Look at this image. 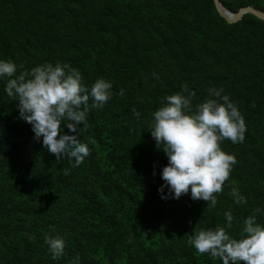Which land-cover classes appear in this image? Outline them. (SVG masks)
<instances>
[{
  "label": "trees",
  "instance_id": "obj_1",
  "mask_svg": "<svg viewBox=\"0 0 264 264\" xmlns=\"http://www.w3.org/2000/svg\"><path fill=\"white\" fill-rule=\"evenodd\" d=\"M72 1L55 0L57 11ZM113 1L123 4V15L141 31L155 32L162 22L161 0ZM8 5L0 0V11ZM251 6L264 12L259 5ZM166 13L169 30L174 31L171 21L177 15L172 7ZM1 16L0 12V60L14 62L17 75L20 65L30 71L45 63H67L80 71L89 89L99 78L109 81L112 89L103 108H92L89 98L87 131L80 140L88 144L90 154L73 167L74 159L62 155L56 160L43 148L42 138L34 140L32 126L19 119L18 101L5 92L9 78L0 77V264H222L220 258L188 245L189 236L200 229L226 226L229 211L233 227L228 231L237 239L250 215L264 226V172L252 193L251 179L235 180L246 199L239 209L205 214L203 200H192L190 190L179 199L162 198L158 189L165 183L161 174L168 158L157 149L150 130L154 112L168 95L159 88L157 96H148L144 67L127 60L135 46L112 49L106 29L92 37L66 40L59 13L47 12L35 21L33 31L23 28L19 18ZM219 18L226 27H237ZM246 33L242 52L254 53L258 59L264 49H256V42L262 39L264 48V37L258 28ZM238 69L233 68L231 79ZM260 72L264 81V70ZM64 123L61 131L69 133ZM259 144L252 148L258 150ZM168 193L165 187L163 195ZM227 199L237 205L232 196ZM256 208L261 211L255 213ZM45 237L64 240L60 257L53 259Z\"/></svg>",
  "mask_w": 264,
  "mask_h": 264
},
{
  "label": "clouds",
  "instance_id": "obj_2",
  "mask_svg": "<svg viewBox=\"0 0 264 264\" xmlns=\"http://www.w3.org/2000/svg\"><path fill=\"white\" fill-rule=\"evenodd\" d=\"M17 68L10 60H0V77L9 78L5 92L18 101L19 119L32 126L34 140L40 142L42 138L43 148L56 160L66 155L70 161L74 159L73 167L79 166L90 154L88 144L80 140L87 131L89 98L93 100L92 108H103L111 98L112 84L99 78L89 89L82 83L80 71L67 63H45L30 71L20 65L22 71L18 75ZM222 92L223 89H209V97L194 109L196 93L184 85L181 92L163 97L162 106L154 112L151 135L157 149L168 158L161 174L165 183L158 189L163 199H179L190 190L192 200L216 206L217 194L223 192L232 166L237 163L234 155L222 150L221 142L243 143L247 130L237 106ZM132 111L139 117L135 108ZM64 121L63 128L70 134L61 131ZM91 143L95 144V140ZM67 174L69 171L65 170ZM165 187L169 189L168 195H163ZM230 195L237 204L246 203L237 187L231 188ZM260 211L254 209L255 213ZM225 215L226 226L200 229L189 236L187 244L201 254L220 258L222 264H264V226L257 223L255 215H250L237 239L228 231L233 227V215L230 211ZM45 241L53 259L63 254L62 238L45 237Z\"/></svg>",
  "mask_w": 264,
  "mask_h": 264
},
{
  "label": "rangeland",
  "instance_id": "obj_3",
  "mask_svg": "<svg viewBox=\"0 0 264 264\" xmlns=\"http://www.w3.org/2000/svg\"><path fill=\"white\" fill-rule=\"evenodd\" d=\"M6 1L9 5L4 7V12L0 11L1 18H19L22 27L30 31L36 27L35 21L47 12L59 13L66 40L92 37L100 29H106L110 33L108 39L112 40L108 46L112 49L120 46L131 50L135 46L133 51L137 53L128 52L127 60L144 67L148 96H157L159 88L166 95L175 94L187 85L196 93L195 109L196 104L209 97V89H223L222 95H227L237 106L247 130L243 143L221 142L222 150L234 155L237 163L232 166L223 192L217 194L216 206L203 201L202 211L210 215L220 210L239 209L240 204H228L227 198L231 196V188L236 187L235 180L242 177L251 179L250 193L257 189V178L264 172V81L260 72L264 70V54L257 59L254 53H243L242 48L248 28H258L260 37H264V24L258 17L244 15L247 17L234 23L237 27L228 28L223 25L212 0H161L165 7L160 15L162 22L155 32H146L123 15L124 6L120 1L74 0L61 12L57 11L55 0ZM220 3L226 12L233 14L253 8L252 4L264 10V0H222ZM171 7L177 15L171 21L174 31L169 30L167 21L166 11ZM114 12L120 16L114 18ZM262 43V39L258 40L256 49H264ZM235 66L239 69L231 79ZM255 143H260L258 150L252 148Z\"/></svg>",
  "mask_w": 264,
  "mask_h": 264
},
{
  "label": "water",
  "instance_id": "obj_4",
  "mask_svg": "<svg viewBox=\"0 0 264 264\" xmlns=\"http://www.w3.org/2000/svg\"><path fill=\"white\" fill-rule=\"evenodd\" d=\"M215 6L216 11L219 15L224 18L228 23L234 24L239 22L244 15L252 14L264 21V12L257 11L254 8H244L241 9L237 14L231 12H226L220 3V0H212Z\"/></svg>",
  "mask_w": 264,
  "mask_h": 264
}]
</instances>
